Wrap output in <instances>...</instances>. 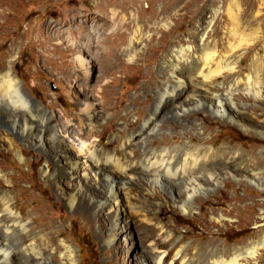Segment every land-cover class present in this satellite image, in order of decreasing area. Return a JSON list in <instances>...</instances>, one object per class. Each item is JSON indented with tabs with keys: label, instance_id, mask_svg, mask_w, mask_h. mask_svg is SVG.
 I'll return each instance as SVG.
<instances>
[{
	"label": "bare ground",
	"instance_id": "bare-ground-1",
	"mask_svg": "<svg viewBox=\"0 0 264 264\" xmlns=\"http://www.w3.org/2000/svg\"><path fill=\"white\" fill-rule=\"evenodd\" d=\"M221 1L226 3V0ZM200 2L201 0H175L174 13H168L160 21L163 23L167 18L180 20L187 15H194ZM133 3L127 6L132 8ZM228 4L226 16L233 26L232 35L238 37L242 47L251 49L257 46L264 37V30L260 31L259 28V21L264 19V0H230ZM96 11H90L87 19L93 23L100 22L99 27L104 28L107 33H101V30L96 37L89 31L84 35L78 30L69 40L64 38L71 42L67 50L74 45V51L79 52L77 61L81 67L85 63L82 53L91 55L96 49L103 48L101 52L108 59L106 61L104 57V62H107L105 66L114 68L116 63H122L118 53L122 45L123 55L128 61H133L143 39V29L137 24L138 21L130 34L131 31L128 30L133 19L129 21L113 10ZM215 17V25L211 29ZM221 17L225 16H216L214 11L209 17L200 19V28L195 34L196 43L174 49L164 58L152 100L146 97L148 105L137 112L133 122L128 121L127 113L123 117V123L117 125V134L110 142L104 141L103 129L97 131L105 121V114L86 105L84 113L75 116L77 128L84 131L86 139L96 140L85 148L84 154L63 137L64 131L57 126L55 116L24 92L19 77L13 71V60L8 61V65L0 73L1 145L11 150L20 141L41 151L49 147L54 153L47 156L55 164V169L51 172L50 165L46 162L42 175L52 180L53 187L65 199L64 203L70 210L79 212L81 209L84 211L83 207L90 206L89 213L94 218L100 212L106 213L112 230L118 225L119 207L125 208L127 214L143 223L153 224L160 240L151 239V235L146 251L150 263L144 264H240L241 260L254 258L259 249L264 248V236L261 240H253L244 248H235L232 255H228L224 248L219 250L208 246H191L178 240L176 234L161 223L159 215L155 222L153 213L154 218L150 219L148 216L149 211L153 212L150 206L159 194L165 195L182 213H189L194 209L196 198L209 194L224 177L251 182L264 191V168L261 167L264 163L263 152L243 154L226 147L213 149L216 142L213 137L205 140L203 146L187 145L199 141L196 136L201 137L207 124L205 118L201 124L193 119V115L202 112L207 114V118L208 115H213V119L224 120L243 132H253L264 138V114L257 105L248 106V102L243 100L247 97L264 102V62L258 57V50L250 63L249 73L244 78L233 77L237 73L241 57L227 56L229 52L221 53L222 38L215 41L209 39L220 34L218 25L224 21L220 20ZM160 21L155 22L153 32L159 30ZM255 25L257 27L252 28L250 33L242 31L243 28L250 29ZM239 27L243 28L240 30ZM44 32L47 36L42 40L37 35L36 43L40 48L51 40V34L59 37L63 33L50 23L46 24ZM104 40L110 42H107L108 47L105 49V46L101 48ZM149 44L148 42L147 45ZM96 62L102 67L101 58L97 57ZM90 80V75L87 74L82 77L74 76L75 84L83 90L87 101L92 95H96V85L92 86ZM117 81L113 78L98 91L100 94L105 92V103L100 104L104 112L116 99L115 92L109 87L114 86ZM241 95L245 97L242 98ZM258 112H261L260 116L257 115ZM168 125L179 128L182 138L188 139L187 144L169 147L163 142L159 145L155 138L162 136ZM66 128L65 133L72 138L73 133H69L68 129L73 126L67 123ZM20 153L19 158L23 155V150ZM251 157H254L255 167H252ZM61 174L67 176V194L58 185ZM0 177L2 182L4 175L0 174ZM86 182L101 192L98 193L103 195L101 200L96 201V196L99 195L89 191L88 186H85ZM14 187L13 181L6 190L0 187V264H60L59 261L63 260L67 264H74L75 252L72 246L66 242L56 244L55 238L61 232L57 231L52 236L43 232L36 233L35 229L40 227L43 218L37 220L23 217L11 195ZM160 206L162 203H158V207Z\"/></svg>",
	"mask_w": 264,
	"mask_h": 264
},
{
	"label": "rangeland",
	"instance_id": "rangeland-1",
	"mask_svg": "<svg viewBox=\"0 0 264 264\" xmlns=\"http://www.w3.org/2000/svg\"><path fill=\"white\" fill-rule=\"evenodd\" d=\"M174 1L0 0V73L8 65V61L13 60V71L16 77H19L18 80L24 92L55 116L57 126L62 132L64 131L63 137L84 154L85 148L96 139L88 140L83 136L84 131L77 128L75 116L82 115L87 108L86 105H91L98 113L105 114V121L97 131L103 129L104 141L110 142L117 134V125L123 123V117L128 113V121L133 122L137 112L148 105V99L152 100V93L157 89L164 58L172 50L181 48V46H193L196 43L195 34L200 28L199 20L206 16L209 17L214 11H216V16L223 14L225 17H221L220 20L224 21L218 25L220 34L211 36L209 39L215 41L222 38L223 45L220 47V52H229L227 56L239 55L241 57L237 73L233 77L244 78L249 73L250 63L258 50V57L264 62V37L257 46L247 49L246 46L242 47L243 45L239 44L238 37L232 35L233 26L226 16L230 0H226L225 4L221 0H201L196 14L187 15L180 20L167 18L162 23L160 20L163 16L174 13ZM131 2H134L132 8L127 6ZM96 10H113L121 16L124 15L129 21L133 19L128 30V32L131 31L130 34L135 30V22L138 21L137 24L143 29V32L141 30L143 39L138 47L137 57L133 58V61H128L123 55L122 45L118 52L122 63H116L112 69L105 66L108 59L103 56L102 47L105 46L104 49L108 47L110 42L107 40L101 44L102 50H95V55L82 53L85 62L82 67L77 61L79 52L74 51V45L67 50V47L71 45L68 41L70 36L74 37L78 30L84 35L88 31L94 35L100 34L101 30V33L106 32L104 28L99 27L100 22L93 23L92 20L87 19L90 11ZM158 20L160 21L159 30L153 32L154 24ZM215 21L216 17L211 29ZM47 23L54 25L58 31H63V33L59 37L51 34V40L40 48L36 43L37 35H40L39 40L47 36L44 32ZM254 27L257 26L249 27L250 29L242 27V31L250 33ZM259 28L260 31L264 30V19L259 21ZM148 42L149 45H147ZM97 57L101 58L102 67L96 62ZM85 74L90 75L91 85H96V95H92L89 101L83 90L74 82V76L82 77ZM113 78L118 81L109 88L115 92L116 99L104 112L100 104L105 103V92L100 94L98 91H101V87ZM241 97L245 96L241 95ZM243 100L248 102V106L257 105L264 114V102L254 101L253 98L247 97ZM260 114L261 112L257 113L259 116ZM205 115L207 114L203 112L193 115V119L199 124L204 123V118L207 120L201 137L196 136L198 142L187 144L188 139L182 138L181 130L169 125L164 134L156 137L155 140L159 145L164 142L169 147L179 144H192V147H197L203 146L205 140L213 137L216 139L213 149L226 147L239 150L243 154H250L253 151L257 154L263 152L264 156V138L253 132H243L237 126L224 120L213 119V115H208L209 118ZM142 119L143 115L140 117L141 121ZM67 123L73 126L68 129L69 133H73L72 138L65 133ZM1 144L0 174L4 175V180L0 182V187L6 190L12 181L15 183L11 195L15 198L18 210L23 217H33L37 220L43 218L39 224L40 227L35 229L36 233L43 232L52 236L57 231L61 232L55 238L56 244L66 242L72 246L75 252L74 264L150 263L146 256L148 241L151 235V239L160 240L159 233L153 224L147 225L127 214L125 208L119 207L118 225L112 230L109 216L106 213L100 212L94 218L89 213L90 206L83 207L84 211L82 209L79 212L70 210L64 203L65 199L53 187L52 180L42 175L46 162L49 163L51 172L55 169V164L48 159V156L54 153L49 147L41 151L17 141L15 148L8 150ZM21 150H23V155L19 158ZM251 161L252 167H255L254 157H251ZM261 167L264 168V163ZM58 185L64 194L69 192L65 174L59 175ZM85 186H88L87 188L92 193L94 191L95 195L101 193L88 182ZM101 195L96 196V201L101 200L103 197ZM158 203H162V206L158 207ZM150 209L153 212H148L149 218H154L153 213L155 222L159 215L161 223L166 225L170 232L175 233L178 240H183L185 244H191V246H208L210 249L219 250L224 248L228 251V255H232L235 248H244L253 240H261L264 236V191L262 192L254 184L245 180H235L232 177L222 178L219 185L209 194L198 196L194 209L186 214L175 208L163 194L155 197ZM46 224H49L48 227H44ZM109 239L112 241L109 242ZM58 257H60L59 254ZM245 259L241 260L240 264H264V248L259 249L254 258ZM59 263L67 264L65 260Z\"/></svg>",
	"mask_w": 264,
	"mask_h": 264
}]
</instances>
